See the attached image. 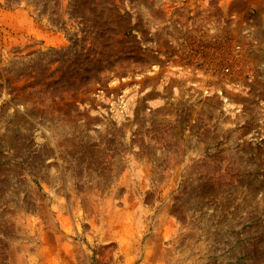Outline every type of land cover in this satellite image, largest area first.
<instances>
[{"label":"rangeland","instance_id":"1","mask_svg":"<svg viewBox=\"0 0 264 264\" xmlns=\"http://www.w3.org/2000/svg\"><path fill=\"white\" fill-rule=\"evenodd\" d=\"M0 264H264V0H0Z\"/></svg>","mask_w":264,"mask_h":264}]
</instances>
